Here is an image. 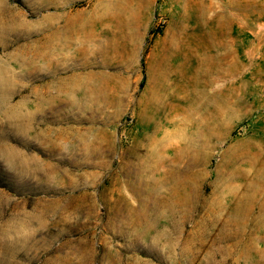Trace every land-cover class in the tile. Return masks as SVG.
<instances>
[{
  "label": "rangeland",
  "instance_id": "374dc122",
  "mask_svg": "<svg viewBox=\"0 0 264 264\" xmlns=\"http://www.w3.org/2000/svg\"><path fill=\"white\" fill-rule=\"evenodd\" d=\"M0 264H264V0H0Z\"/></svg>",
  "mask_w": 264,
  "mask_h": 264
}]
</instances>
